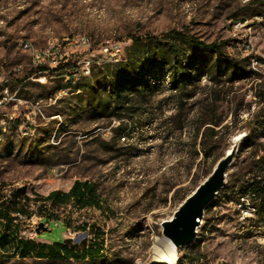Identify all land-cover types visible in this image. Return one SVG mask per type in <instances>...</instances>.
Masks as SVG:
<instances>
[{"label": "rangeland", "instance_id": "obj_1", "mask_svg": "<svg viewBox=\"0 0 264 264\" xmlns=\"http://www.w3.org/2000/svg\"><path fill=\"white\" fill-rule=\"evenodd\" d=\"M263 14L264 0H0V54L10 70L23 65L21 79L31 75L20 89L31 100V136L0 145V204L24 188L30 200L22 197L20 206L35 215L31 221L19 217L21 235L38 242L64 238L79 254L12 256L0 264H171L154 255L155 239L164 237L161 222L239 135L244 138L226 186L206 208L195 241L177 249L175 264H264V198L250 189L256 177L264 182V20L255 18ZM246 18L249 24L234 23ZM171 29L221 43L225 56L245 59L251 76L210 80L201 74L204 68L194 67L192 83L175 89L165 66L147 63L146 93L125 97L138 111L121 118L116 103L105 106V64L125 61L134 37L146 41ZM82 36L89 46L70 43ZM23 38L39 48L60 44L67 56L37 67L19 47ZM252 43L257 68L247 53ZM108 44L120 45L114 61L102 51ZM87 65L89 75L68 79L72 68ZM209 119L219 124H203ZM75 180L95 184L100 207L71 202L48 210L35 204L36 195L68 191ZM246 205L256 211L242 221ZM42 214L61 226L51 222L37 234ZM88 246L98 251L83 258Z\"/></svg>", "mask_w": 264, "mask_h": 264}, {"label": "trees", "instance_id": "obj_2", "mask_svg": "<svg viewBox=\"0 0 264 264\" xmlns=\"http://www.w3.org/2000/svg\"><path fill=\"white\" fill-rule=\"evenodd\" d=\"M259 0H251L254 3ZM143 47L142 49H140ZM212 54V55H211ZM157 64L166 67L167 75L173 88L183 89L193 81V68H204L201 74L208 76L210 80L228 77V81L251 76L252 71L247 69L245 59H233L224 55L222 44L217 41L205 42L190 33H185L176 29H171L162 33L160 36L146 38L134 37L129 53L125 61L108 62L104 66L102 75L109 82V88L105 89L107 93L105 106L111 102L116 103L118 110H123L119 116L121 118H134L138 108L129 106L125 103L127 94L138 91L140 94L146 93L148 89V72L144 64ZM94 75V73H93ZM89 76H84L88 78ZM79 89V88H76ZM92 95L86 97L87 102H92ZM264 99V96L262 97ZM219 124L213 119L204 120L203 124ZM209 132L214 133L212 126H207ZM250 189L257 192L260 198H264V185L258 182H251ZM23 198L30 200L26 190L20 189L11 195V200L6 204H0V258L26 257L35 258H73L79 254L68 246L62 239L61 242H38L21 235L19 223L23 222L19 217L24 216L30 219L35 215L28 212L24 206H20ZM20 201V202H19ZM38 208L59 207L74 202L79 207L98 206V194L95 184L91 181L75 180L68 191L53 190L47 196H38L34 198ZM41 222L49 226L54 222L56 226H61L59 221L53 220L48 215H40ZM64 227V226H63ZM65 228V227H64ZM36 230V228H35ZM46 230V231H48ZM44 232L41 231L40 234ZM96 246H88L82 250L83 258L94 256Z\"/></svg>", "mask_w": 264, "mask_h": 264}, {"label": "built area", "instance_id": "obj_3", "mask_svg": "<svg viewBox=\"0 0 264 264\" xmlns=\"http://www.w3.org/2000/svg\"><path fill=\"white\" fill-rule=\"evenodd\" d=\"M251 0H249L250 2ZM257 22L264 20V14L262 16L255 17ZM252 19H240L234 20L235 24H239V21H246L249 24ZM70 43H77L78 45L89 46L90 41L86 36H82L78 39L72 38ZM20 49L32 58L33 64L37 67H49L52 62H61L67 56V52L63 50V47L57 43H51L46 48H39L27 38H23L19 42ZM102 51L108 55L109 60H116V55L121 52L119 44H108L102 48ZM252 46L247 48V53L250 57L255 58V67L259 65V59L252 54ZM23 65L17 64L10 70L7 67L6 60L0 54V145L9 142L14 137H30L31 136V100L26 99L20 95V89L24 82L30 78L29 75L26 79H21L23 73ZM89 65L85 67H74L70 70L68 79L75 80L80 75H89ZM252 182H258L260 185H264L261 182V177H256V180ZM256 196H259L256 192ZM254 215L249 214L247 211L239 212L240 220L244 221L250 219ZM22 217V216H21ZM27 219L26 217H24ZM31 221V218L28 219ZM48 226V225H47ZM264 242V238H259Z\"/></svg>", "mask_w": 264, "mask_h": 264}, {"label": "water", "instance_id": "obj_4", "mask_svg": "<svg viewBox=\"0 0 264 264\" xmlns=\"http://www.w3.org/2000/svg\"><path fill=\"white\" fill-rule=\"evenodd\" d=\"M243 138V135L234 138L232 147L217 161L213 171L182 201L169 219L161 222L163 236L169 239L176 249L189 246L195 241L206 208L226 186L227 170ZM46 230L48 228L44 222L38 223L37 234Z\"/></svg>", "mask_w": 264, "mask_h": 264}, {"label": "bare ground", "instance_id": "obj_5", "mask_svg": "<svg viewBox=\"0 0 264 264\" xmlns=\"http://www.w3.org/2000/svg\"><path fill=\"white\" fill-rule=\"evenodd\" d=\"M252 195L256 197V192H254ZM243 211L254 213L256 211V208L255 206L253 207L250 205H246V207L243 208ZM154 255L157 261L163 260L171 264H175L178 258L177 249L172 244V242L165 237H157L155 239Z\"/></svg>", "mask_w": 264, "mask_h": 264}, {"label": "crops", "instance_id": "obj_6", "mask_svg": "<svg viewBox=\"0 0 264 264\" xmlns=\"http://www.w3.org/2000/svg\"><path fill=\"white\" fill-rule=\"evenodd\" d=\"M43 242H48V243H50V241H47V240H42Z\"/></svg>", "mask_w": 264, "mask_h": 264}]
</instances>
